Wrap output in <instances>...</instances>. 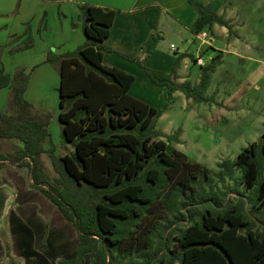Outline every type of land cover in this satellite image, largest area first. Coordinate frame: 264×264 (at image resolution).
Wrapping results in <instances>:
<instances>
[{
	"label": "trees",
	"instance_id": "1",
	"mask_svg": "<svg viewBox=\"0 0 264 264\" xmlns=\"http://www.w3.org/2000/svg\"><path fill=\"white\" fill-rule=\"evenodd\" d=\"M187 2L198 14L195 36L212 32L215 25L231 31V25L217 13L213 3ZM79 17L84 44L61 55L52 49L46 61L61 67L58 119L63 140L74 147L72 155L60 157L53 145L45 147L51 139L49 126L54 115L25 100L31 75L23 68L13 76L0 70V90H10L7 109L0 112V139L22 143L23 147L10 155V161L30 168L33 185L75 227L77 259L95 255L93 264H264V134L259 143L244 148L234 162L218 163L220 179L228 177L234 182L233 188L210 187L206 191L201 187L198 193L190 189L186 194V185L179 182L169 199L168 190L174 185L176 172L196 165L160 139L164 134L155 125L166 108L158 109L131 96L136 77L104 62L105 54L118 53L136 62L156 86L166 87L170 98L181 92L193 102L210 103L212 98L205 94L222 55L200 66L198 83L180 84L179 69L188 54H180L169 73L152 69L107 45L116 11L84 4ZM160 39L152 35L149 41ZM26 43L27 48L33 44L31 32ZM190 57L197 64V58ZM45 153L60 173L57 180L62 189L51 184L41 169L38 158ZM7 160L2 156L0 162ZM207 171L205 168L202 181L210 184ZM236 171H240L239 177ZM161 198L173 216L160 225L156 234L151 232L150 248L140 252L142 260L136 262L130 252L117 258L116 253L133 235L137 223ZM183 223L187 227L177 231L175 226ZM11 225L14 235L24 226L15 216ZM154 234L158 244L151 252ZM145 250L151 253L145 255Z\"/></svg>",
	"mask_w": 264,
	"mask_h": 264
},
{
	"label": "rangeland",
	"instance_id": "2",
	"mask_svg": "<svg viewBox=\"0 0 264 264\" xmlns=\"http://www.w3.org/2000/svg\"><path fill=\"white\" fill-rule=\"evenodd\" d=\"M18 1L14 0L15 8ZM199 1L213 3L217 13L231 25V31L215 25L212 32L206 31L207 43L193 42V35L183 28V36H178L174 30L182 26L172 24L166 11L171 16H179L182 9L174 6L175 0H158L162 12L167 9L162 14L166 18L155 30L161 32V39L155 42L158 43V49L174 62L180 54L188 53L189 56L181 62L179 69L182 82L189 81L195 85L200 80V64L198 61L194 64L190 56L200 55L204 63L201 66L204 67L208 65L209 59L222 55L221 64L212 74L211 85L205 94L212 98L210 103L193 102L181 92L174 93L170 98L166 87L163 93L155 91L148 98L154 107L161 110L166 108L155 125L156 130L164 134L160 139L172 144L196 165L176 172L174 185L168 190L169 199L179 182L186 185V194L191 190L198 193L201 187L206 191L210 187L215 190L233 188L234 182L228 177L220 179L222 170L218 163L225 160L234 162L244 148L254 142L259 143L264 134V0ZM2 9L3 13L12 11L10 2ZM9 18L0 17V27L9 25ZM7 35V32L0 31V70L4 69L5 73L13 76L18 69L23 68L31 75L25 100L38 110H50L54 115L49 126L51 139L45 147L49 149L53 145L60 157L72 155L74 147L63 140L58 119L60 71L46 63L31 73L34 65L39 64L36 62L40 61L47 44L59 42L58 37L52 33L43 34L42 41L38 40L37 47L28 53L24 49L25 36L9 39ZM171 44H175L180 52H172ZM136 90H139L138 87ZM9 93V89L0 90V112L7 109ZM168 136H172L171 141H168ZM22 147V143L17 140L0 139V159L2 156L9 159L0 162V186L6 187L10 194H16L14 202L7 204L5 213L0 212V264H93L95 255L77 259L78 232L52 201L33 185L30 168L20 167L18 163L10 161L13 160L9 158L10 155ZM38 160L49 182L62 189L63 185L57 180L60 173L50 155L42 154ZM205 168L211 171H207L212 179L210 184L202 181ZM240 175V171H236L235 176ZM28 179L31 180L30 185L27 184ZM239 189L242 190V187ZM231 197L233 199L235 194L232 193ZM10 210L12 217L24 223L15 235L11 231L12 217L10 214L7 216ZM172 216L164 198L154 202L149 214L137 223L133 235L126 239L116 257L120 259L130 252L131 258L140 262V252L150 248L148 240L151 232L153 234L156 231V234L160 225ZM175 227H178L177 231H182L187 224ZM173 231L171 227L170 232ZM155 234L152 236L154 246L151 252L158 244ZM58 238L60 242L57 244ZM173 249L177 250V246ZM145 252V255L151 253L150 250Z\"/></svg>",
	"mask_w": 264,
	"mask_h": 264
},
{
	"label": "crops",
	"instance_id": "3",
	"mask_svg": "<svg viewBox=\"0 0 264 264\" xmlns=\"http://www.w3.org/2000/svg\"><path fill=\"white\" fill-rule=\"evenodd\" d=\"M196 1L206 3L199 0ZM9 2L12 11L3 13L2 7ZM15 3L14 0H0V10L2 12L0 17H10L9 25L0 27V31L7 32L9 39L20 37V35L25 36V39H27L28 32H31L33 44L30 48H27L29 47L27 43L24 46L25 51L28 53L37 47V41H42L45 33L56 35L59 41L55 44H47L40 61L36 62L39 64L34 65L35 67L31 70V73H34V70L40 65L47 63V55L52 49L56 50L57 55H61L67 52H74L84 44L83 22L79 17L80 7L84 4L116 11V19L110 38L107 41L109 47L140 60L145 66L152 69L168 73L172 70L173 59L166 57L158 49V43L149 41L152 35L161 37V32H155V30L166 18L162 14L167 8L162 12L158 0H19L17 8H15ZM174 6L182 9L180 15L171 16L167 11L166 14L168 19L171 18L170 22L172 24L182 26L174 30L178 32V36H183L181 29L183 28L193 35V42L201 41V43H207L206 32H202L197 36L193 34L198 14L187 0H175ZM205 33L206 35L203 36ZM170 50L174 53L180 52L175 44H171ZM196 58L198 60L200 55L196 56ZM104 62L110 67L118 68L136 77L129 92L131 96L154 106L151 99H148L150 98V93L155 91L164 92L165 87L156 86L136 62L127 60L118 53L105 54ZM53 65L56 70L58 68L61 72L59 63ZM178 83L184 82L179 78ZM137 87L139 90H136ZM27 184H31L30 179L27 180ZM0 188L4 189L9 196L7 204L14 202L16 194H10V191L4 186H0ZM10 213L11 210L8 211L7 216ZM22 224L24 225L23 222ZM57 241L58 244L60 238ZM76 248H79V245ZM13 257L15 258L16 256Z\"/></svg>",
	"mask_w": 264,
	"mask_h": 264
},
{
	"label": "water",
	"instance_id": "4",
	"mask_svg": "<svg viewBox=\"0 0 264 264\" xmlns=\"http://www.w3.org/2000/svg\"><path fill=\"white\" fill-rule=\"evenodd\" d=\"M9 200V196L7 194V192L0 188V212L3 214L5 213V208L7 206V202Z\"/></svg>",
	"mask_w": 264,
	"mask_h": 264
},
{
	"label": "built area",
	"instance_id": "5",
	"mask_svg": "<svg viewBox=\"0 0 264 264\" xmlns=\"http://www.w3.org/2000/svg\"><path fill=\"white\" fill-rule=\"evenodd\" d=\"M205 35H206V33L203 34V36H205ZM172 48H174V47H172ZM197 61L199 62L200 65H203L204 64L202 58H199Z\"/></svg>",
	"mask_w": 264,
	"mask_h": 264
}]
</instances>
